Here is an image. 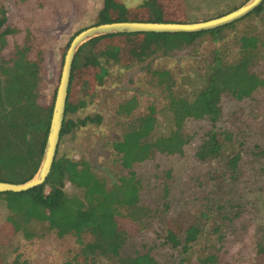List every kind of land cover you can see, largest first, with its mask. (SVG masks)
Returning <instances> with one entry per match:
<instances>
[{"label":"trees","instance_id":"obj_1","mask_svg":"<svg viewBox=\"0 0 264 264\" xmlns=\"http://www.w3.org/2000/svg\"><path fill=\"white\" fill-rule=\"evenodd\" d=\"M260 7L250 14L257 13ZM146 10L156 12L145 13L140 8L127 10L119 0H103L94 25L120 21L186 23L181 14L162 16L160 11L155 10V6H147ZM3 14L0 10V51L7 40L15 43L14 37L18 34V30L7 23ZM122 14L137 18L108 19ZM233 25L191 34L111 35L85 43L78 49L71 67L59 140L72 127L99 122L98 117H85L72 123L66 121L65 115L85 107V100L73 104L75 95L83 88L88 89L86 96L89 97L94 85L102 84L107 74V64L127 68L133 61L139 62L158 52L167 55L186 50L206 37L212 42H218L222 32ZM257 43L254 36H241L239 55L231 61L214 50L202 73L191 68L187 72L185 86L177 91L173 89L174 82L168 72H154L159 84L165 86L166 90V101L158 111V116L168 119L169 128L164 133L154 134L158 122L154 107H148L144 114L128 123L120 138L110 144L120 167L127 170L126 175L106 186L86 162L73 161L64 156L56 158L55 155L51 170L42 185L22 193H0V205L2 203L7 213L0 223L3 233L8 236L20 234L24 239H30V228L40 223L45 224L57 238L74 236L80 245L75 260L81 264H93L98 257L117 259L116 264H159L148 251L134 256L120 255L127 240L128 226L125 228L124 224L143 227L144 222L148 225L155 220L160 222L161 227L158 245L178 250L180 254L175 264H263L264 241L255 242V234L247 238V243H251L255 249L254 258L248 261L252 263H245L240 257L242 253L239 249H247V246L221 249L219 244L225 236L221 232V223H216L212 228V233L216 235L214 242L210 238L200 237L202 231L199 220L212 217L207 204L195 210L198 212L197 220L185 228L173 219L166 218V205L161 211L143 206L138 193L139 181L133 171V165L150 161L156 156L181 155L188 141L184 129L186 122L205 120L209 124L208 129L198 134L193 149L196 161L213 164L223 161L224 171L221 176L224 178L227 173L231 180H236L242 172L251 178L264 174V167H258L264 163V146L256 142L250 149L245 146L252 135L264 137L260 125L255 128L248 119L235 125L232 118L236 111H232L220 124L223 98H228L234 104L246 100L258 103V96L264 94V76L250 70ZM31 50L28 41H22L11 47L7 59H0L1 182L18 184L35 174L47 133L53 100L51 98L45 104L40 100L39 67L42 58L37 51L32 55ZM75 83L80 87L72 90L71 85ZM133 106L132 100L120 105L119 115H130ZM242 116L258 118L252 111ZM209 180H213L212 176ZM65 184L78 190V193H66ZM248 205L251 206L250 202L245 205L228 203L229 207L235 206L233 209L239 212L232 217L223 215L221 219L234 225H244L238 243L247 237L246 230L251 225L247 224L249 212L242 211ZM83 237H88V241L84 242ZM200 241L204 245L193 251ZM234 256H239L240 260L234 259Z\"/></svg>","mask_w":264,"mask_h":264},{"label":"rangeland","instance_id":"obj_2","mask_svg":"<svg viewBox=\"0 0 264 264\" xmlns=\"http://www.w3.org/2000/svg\"><path fill=\"white\" fill-rule=\"evenodd\" d=\"M103 0H0V10L4 19L10 26L18 30L14 41H6L0 51V59H7L11 47L28 41L31 53H40L42 62L39 67V95L43 104L54 97L62 58L71 38L79 31L93 26L96 14L101 8ZM247 0H119L127 9H139L142 12L147 6H155L162 16L185 17L186 23L201 22L223 16L240 7ZM147 6H146V4ZM257 13L234 22V25L221 34V40L212 42L207 37L196 42L192 47L163 55L158 52L141 61H133L127 68L119 65H106L107 74L101 85H94L91 95L86 96L88 89H79L75 95L74 103L85 100L83 108L67 113L65 119L75 123L85 117L96 118L98 123H88L82 127H72L58 141L56 158L64 156L73 161L86 162L92 171L106 186L117 182V178L127 173L119 165L118 158L111 149L110 144L119 139L126 126L133 119L154 107L157 112L166 101L165 86L159 84L154 72L166 71L174 82V91L184 87L187 72L193 68L202 71L210 61L214 50H218L226 60L238 57L239 38L241 36H254L257 38V48L251 62V72L264 76V1ZM156 12V11H150ZM135 16H113L109 20H133ZM94 72V71H93ZM81 84V83H80ZM78 89L77 83L71 85ZM84 90V91H83ZM258 103L242 101L233 103L228 98L222 99V117L220 124L227 116L236 111L232 121L235 125L248 119V122L264 130V94L259 95ZM132 100V112L128 116L119 115L120 105ZM257 104V105H255ZM254 112L258 118H244L246 112ZM245 112V113H243ZM232 123V122H231ZM168 119L158 116L154 134L164 133L169 127ZM205 120H189L185 124V134L188 137L181 155H159L150 161L133 165L136 179L139 181L140 203L156 211L164 212L167 219H173L179 226L185 228L197 220L199 206L207 204L212 217L200 219L201 236L210 238L214 242L216 235L212 228L221 223L223 239L221 249L244 248L240 257L245 263L254 258V251L247 238L255 234V242L264 241V174L251 178L242 172L236 180L222 178L224 171L223 161L216 164L198 162L193 158V149L197 143V136L208 129ZM237 130L235 127H231ZM256 142L264 146V137L252 135L245 143L247 149L252 148ZM224 157V156H223ZM219 163V164H218ZM240 163V162H239ZM264 167V163L258 167ZM212 176L213 180H209ZM68 194L78 193L68 184H65ZM245 206L243 212L249 218L247 224V237L239 241L242 233L241 224H232L222 221V216L232 217L237 211L229 207L228 203ZM6 212L0 205V223L6 217ZM0 224V264H81L75 260L79 251V243L72 235L57 238L47 229L45 224L36 223L30 228L31 238L24 239L22 235L8 236L3 233ZM126 229V243L120 251L121 256H134L137 253L148 251L159 264H175L180 258L178 250L159 246L161 236L160 222H144L143 227L124 224ZM229 237V238H228ZM242 239V238H241ZM202 240V239H201ZM88 241V237H83ZM254 244V243H253ZM204 245L201 241L193 248L195 251ZM218 245V246H219ZM235 249V248H234ZM239 256L234 259L240 260ZM247 260V261H246ZM117 259L98 257L93 264H116ZM230 261V260H229ZM264 264V261H263Z\"/></svg>","mask_w":264,"mask_h":264},{"label":"water","instance_id":"obj_3","mask_svg":"<svg viewBox=\"0 0 264 264\" xmlns=\"http://www.w3.org/2000/svg\"><path fill=\"white\" fill-rule=\"evenodd\" d=\"M264 0H247L235 10L206 21L193 23L120 21L102 23L79 31L68 43L62 58L59 77L54 91L47 133L35 174L22 183L0 181V193H22L42 185L54 162L70 82L71 67L78 49L85 43L101 37L121 34H191L207 32L230 25L249 15Z\"/></svg>","mask_w":264,"mask_h":264}]
</instances>
